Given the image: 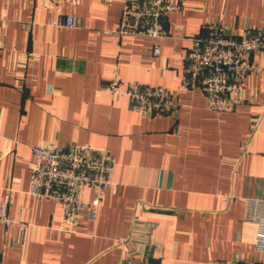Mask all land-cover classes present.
Returning a JSON list of instances; mask_svg holds the SVG:
<instances>
[{"label":"crops","instance_id":"1","mask_svg":"<svg viewBox=\"0 0 264 264\" xmlns=\"http://www.w3.org/2000/svg\"><path fill=\"white\" fill-rule=\"evenodd\" d=\"M168 1L182 9L164 19L153 56L151 39L114 35L123 0H66L60 12L76 25L61 29L44 0H0V197L17 223L7 233L0 224V264L261 261L244 219L248 204L264 203V50L229 113H212L182 74L188 39L206 25L264 32V0ZM115 71L168 88L174 115L129 111L102 90ZM71 144L106 149L114 186L74 234L60 231L57 203L28 194L31 147Z\"/></svg>","mask_w":264,"mask_h":264},{"label":"built area","instance_id":"2","mask_svg":"<svg viewBox=\"0 0 264 264\" xmlns=\"http://www.w3.org/2000/svg\"><path fill=\"white\" fill-rule=\"evenodd\" d=\"M57 13L50 24L56 29L75 27L72 16H64L60 9L66 0H44ZM77 6L81 0H67ZM109 3L111 0H102ZM120 21L114 35L147 37L153 41L152 55L159 54L158 42L165 35L163 26L168 13L182 9L168 0H123ZM203 36L190 37L185 56L182 86L197 89L206 98L208 109L214 114L231 112L243 99L244 80L249 73L259 72L253 55L264 50V32L247 28L234 36L223 22L205 26ZM102 87L110 96L125 98L129 111L141 116L174 115L171 91L163 86L138 81L126 82L117 71ZM233 96V97H232ZM28 194L57 203L61 211L60 231L74 234L80 226L81 214L94 221L105 191L113 188V162L106 149L71 144L60 149L34 145L30 149ZM87 188L91 196L84 201L80 192ZM8 198L0 197V224L7 233L17 223L7 215ZM244 221L254 226L253 247L264 264V203H250ZM20 225V224H19ZM207 264H239L234 260H211Z\"/></svg>","mask_w":264,"mask_h":264}]
</instances>
